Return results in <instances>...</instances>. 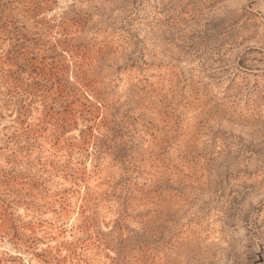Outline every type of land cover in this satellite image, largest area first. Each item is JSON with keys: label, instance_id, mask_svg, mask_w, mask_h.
Here are the masks:
<instances>
[{"label": "rangeland", "instance_id": "374dc122", "mask_svg": "<svg viewBox=\"0 0 264 264\" xmlns=\"http://www.w3.org/2000/svg\"><path fill=\"white\" fill-rule=\"evenodd\" d=\"M0 264H264V0H0Z\"/></svg>", "mask_w": 264, "mask_h": 264}]
</instances>
